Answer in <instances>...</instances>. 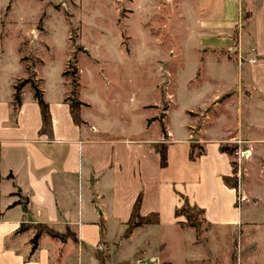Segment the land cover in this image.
I'll use <instances>...</instances> for the list:
<instances>
[{
    "label": "crops",
    "instance_id": "1",
    "mask_svg": "<svg viewBox=\"0 0 264 264\" xmlns=\"http://www.w3.org/2000/svg\"><path fill=\"white\" fill-rule=\"evenodd\" d=\"M189 3L190 27L202 54L200 75L205 71L214 86L202 106L211 101L222 107L220 96L236 90L234 113L242 123V93L248 91L246 106L253 123L264 112V0ZM206 57L211 69L203 68ZM231 73L235 77L228 82ZM15 79L4 94L0 91V264H100L98 252L105 264H176L165 258L171 250L183 264H233V257L235 264H264V225L245 219L243 205L254 195L241 182L242 169L237 188L224 180L234 173L231 157L220 150L231 141L222 126L220 132L200 137L204 152L190 158L196 142L190 132L192 113L201 105L185 110V134L176 133L166 121L167 135L153 124L158 128L150 137L113 136L96 118L85 123L89 120L83 110L85 122H75L64 82L52 94L40 85L52 118L51 131L44 133L31 85H24L22 102L15 104ZM193 81L198 85L202 79L198 75ZM227 118L222 114L216 122ZM250 139L259 141L254 135ZM159 143L167 145L165 167L156 150ZM140 193V214L156 213L159 222L140 225L125 237ZM182 196L204 210L205 242L185 216H176ZM38 224L69 231L78 241L43 232L32 251ZM22 225L26 229L20 231ZM235 230L237 248L234 244L231 249L221 241Z\"/></svg>",
    "mask_w": 264,
    "mask_h": 264
},
{
    "label": "rangeland",
    "instance_id": "2",
    "mask_svg": "<svg viewBox=\"0 0 264 264\" xmlns=\"http://www.w3.org/2000/svg\"><path fill=\"white\" fill-rule=\"evenodd\" d=\"M183 1L0 0V91L4 94L15 78L16 84L30 78L50 94L64 82L67 100H79L80 116L83 110L89 120L82 121L89 124L96 118L113 136L150 137L158 126L166 129V121L185 134V110L201 105L192 113L194 153L203 148L200 137L220 132L219 126L231 140L226 144L237 146L232 161L237 162V152H251L243 157L241 182L254 197L243 211L246 220L264 225V112L253 118L255 124L250 122L248 91L242 93V123L234 113L236 90L220 96L222 107L211 101L202 106L214 86L205 71L200 75L202 54L190 27L191 5ZM204 61L203 68L211 69L210 59ZM198 75L202 81L197 85L193 80ZM233 77L235 73L228 82ZM222 114L229 119L218 125ZM237 179L239 186L238 170ZM199 218L202 233L208 225L204 216ZM201 233L198 238L205 242ZM238 236L235 230L221 242L237 248ZM169 257L183 264L173 250L165 252Z\"/></svg>",
    "mask_w": 264,
    "mask_h": 264
},
{
    "label": "trees",
    "instance_id": "3",
    "mask_svg": "<svg viewBox=\"0 0 264 264\" xmlns=\"http://www.w3.org/2000/svg\"><path fill=\"white\" fill-rule=\"evenodd\" d=\"M31 82V87L34 91V95L35 98L38 101V104L40 106L41 109V115H42V121H43V125H42V132L44 133H49L51 131V127H52V118H51V113H50V108H49V104L46 102V100L44 99V94L42 89L38 86L37 83L32 82L31 79L29 78L26 83ZM26 83H21V84H15V95H14V100H15V104L16 105H20L22 102V89L24 87V85ZM80 105L81 102L79 100H73L70 103V108H71V112H72V116L75 120L76 123L80 124L82 123V118L80 116ZM162 131L164 132L165 135H167L166 129L163 126L162 127ZM236 145L235 144H223L220 146V150L222 152L227 153L230 157L233 155L235 149H236ZM156 150L160 153V158H161V165L163 167L167 166L168 164V159H167V145L165 143H159L156 145ZM200 152L198 154L194 153V145L192 144V151L190 153V158L191 159H195L197 156L202 155V153L204 152L203 148H200ZM232 167H233V177H225L224 180L226 182V184L232 186V187H238V179H237V170H238V163L235 161H232ZM183 197V204L181 207L176 209V216H185L186 220H187V224L193 228L196 229L197 233L200 234L201 233V229H200V224H201V220H200V216H204V210L199 208L197 205H192L190 204L188 198ZM142 199H143V194L140 193L135 204L133 207V211L131 214V218L128 222V228L126 230L125 233V237H129L133 230L140 226V225H144V224H154V223H158L159 219H158V215L156 213L147 215V216H142L140 214V207L142 204ZM24 229H26L25 225H22L20 231H23ZM36 229L37 232L35 234V236L32 238V251H35L38 247V240L40 238V235L43 232L48 233L50 236L52 237H58L61 238L63 240H67L69 237L73 238L74 241H78V238L76 235L72 234L71 232H65V233H60L56 230H54L53 228L47 226V225H43V224H38L36 225ZM98 257L100 258V264H105V260L103 258V256L101 255L100 252H98ZM163 264H170L169 262H164Z\"/></svg>",
    "mask_w": 264,
    "mask_h": 264
},
{
    "label": "built area",
    "instance_id": "4",
    "mask_svg": "<svg viewBox=\"0 0 264 264\" xmlns=\"http://www.w3.org/2000/svg\"><path fill=\"white\" fill-rule=\"evenodd\" d=\"M252 61H255V59H253ZM250 154H251L250 151H240V152H237V155H238V160H237L238 170H241V163L243 161V157L244 158H248L250 156Z\"/></svg>",
    "mask_w": 264,
    "mask_h": 264
}]
</instances>
